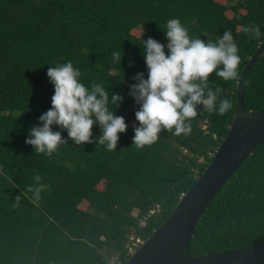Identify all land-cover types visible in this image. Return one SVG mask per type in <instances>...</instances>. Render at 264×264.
<instances>
[{
	"label": "trees",
	"instance_id": "16d2710c",
	"mask_svg": "<svg viewBox=\"0 0 264 264\" xmlns=\"http://www.w3.org/2000/svg\"><path fill=\"white\" fill-rule=\"evenodd\" d=\"M172 18L204 40L216 41L231 29L239 76L264 38V0H0V264H124L129 248L140 244L136 239L163 222L208 165L232 122L238 79L210 76V86H222L233 103L225 115L201 111L190 135L164 130L152 145H133L140 105L130 86L136 73L148 74L142 36L166 45ZM252 22L260 26L259 39L243 32ZM114 51L122 52L120 63L113 61ZM69 60L86 86L100 83L110 96L124 97L115 115L125 118L127 130L116 150L97 143L98 123L92 143L68 139L51 157L25 142L52 107L47 69ZM243 101L246 110L264 107V53L248 72ZM53 130L68 138L66 129ZM37 174L46 185L38 201L27 191ZM260 243L264 142L207 204L189 251L198 256Z\"/></svg>",
	"mask_w": 264,
	"mask_h": 264
},
{
	"label": "clouds",
	"instance_id": "9594fccd",
	"mask_svg": "<svg viewBox=\"0 0 264 264\" xmlns=\"http://www.w3.org/2000/svg\"><path fill=\"white\" fill-rule=\"evenodd\" d=\"M243 32L249 39L261 37L260 26L255 22L244 26ZM165 36L166 45L142 36L148 74L145 78L143 72L136 73L133 79L137 83L130 86L129 94L140 105L135 112L139 125L134 127L133 137L138 149L156 143L164 130L175 136L190 135L192 121L201 111L222 116L233 107L232 101L222 95V86L209 84L213 74L225 82L239 78L241 57L231 29H225L216 41L204 40L190 35L179 18H172L166 22ZM112 57L120 63L122 52L114 51ZM47 76L54 85L52 107L40 115L42 126L30 127L25 142L37 154L51 157L68 139L76 145L92 143L93 126L98 123L102 134L96 138L97 143L108 151L116 150L119 134L127 130L125 118L115 115L124 97L117 92L110 96L108 88L100 83L86 86L80 80V69L71 60L49 67ZM54 125L66 129L68 138L61 131H54ZM33 179L36 184L28 186L27 191L38 201L46 185L38 174ZM15 200L14 206H18L20 196Z\"/></svg>",
	"mask_w": 264,
	"mask_h": 264
},
{
	"label": "water",
	"instance_id": "95a60500",
	"mask_svg": "<svg viewBox=\"0 0 264 264\" xmlns=\"http://www.w3.org/2000/svg\"><path fill=\"white\" fill-rule=\"evenodd\" d=\"M264 53V38L249 57L236 83V108L226 135L210 162L176 205L139 245L124 264H264V243L192 255L195 225L225 181L264 142V107L246 110L244 82L254 62Z\"/></svg>",
	"mask_w": 264,
	"mask_h": 264
},
{
	"label": "built area",
	"instance_id": "2783aa9c",
	"mask_svg": "<svg viewBox=\"0 0 264 264\" xmlns=\"http://www.w3.org/2000/svg\"><path fill=\"white\" fill-rule=\"evenodd\" d=\"M141 241H142V240H140V239H136L135 242H139V243H140ZM133 248H134V246H133V247H130V248H129V251H131Z\"/></svg>",
	"mask_w": 264,
	"mask_h": 264
},
{
	"label": "rangeland",
	"instance_id": "374dc122",
	"mask_svg": "<svg viewBox=\"0 0 264 264\" xmlns=\"http://www.w3.org/2000/svg\"><path fill=\"white\" fill-rule=\"evenodd\" d=\"M86 204H82V207H85Z\"/></svg>",
	"mask_w": 264,
	"mask_h": 264
}]
</instances>
